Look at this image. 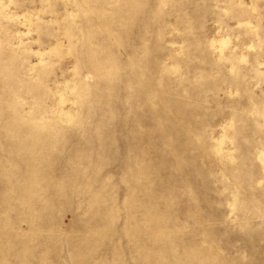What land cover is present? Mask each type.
Listing matches in <instances>:
<instances>
[{"label":"rangeland","instance_id":"obj_1","mask_svg":"<svg viewBox=\"0 0 264 264\" xmlns=\"http://www.w3.org/2000/svg\"><path fill=\"white\" fill-rule=\"evenodd\" d=\"M263 75L264 0H0V264H264Z\"/></svg>","mask_w":264,"mask_h":264},{"label":"bare ground","instance_id":"obj_2","mask_svg":"<svg viewBox=\"0 0 264 264\" xmlns=\"http://www.w3.org/2000/svg\"><path fill=\"white\" fill-rule=\"evenodd\" d=\"M219 40V39H218ZM221 40V39H220ZM217 44V43H216ZM264 76V75H263ZM63 83H65V81L63 82ZM69 85V84H68ZM222 138H223V136H222ZM222 138H218L219 140L220 139H222ZM214 141H216L215 139H214ZM217 142V141H216ZM219 143H220V141H218ZM223 142V141H222ZM218 147H219V144H218ZM218 152V151H217ZM257 158L259 159V161L260 162H263L264 163V153L262 152V151H260V150H257ZM230 207V206H229ZM231 208V207H230Z\"/></svg>","mask_w":264,"mask_h":264},{"label":"crops","instance_id":"obj_3","mask_svg":"<svg viewBox=\"0 0 264 264\" xmlns=\"http://www.w3.org/2000/svg\"><path fill=\"white\" fill-rule=\"evenodd\" d=\"M264 117V116H263ZM263 163V162H262ZM264 164V163H263ZM264 166V165H263ZM264 168V167H263Z\"/></svg>","mask_w":264,"mask_h":264}]
</instances>
